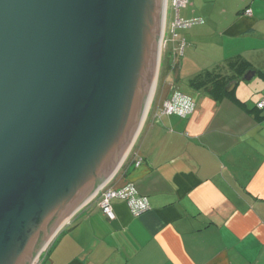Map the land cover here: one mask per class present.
<instances>
[{
	"label": "water",
	"instance_id": "obj_1",
	"mask_svg": "<svg viewBox=\"0 0 264 264\" xmlns=\"http://www.w3.org/2000/svg\"><path fill=\"white\" fill-rule=\"evenodd\" d=\"M165 5L0 0V264H30L121 167L155 75Z\"/></svg>",
	"mask_w": 264,
	"mask_h": 264
},
{
	"label": "crops",
	"instance_id": "obj_2",
	"mask_svg": "<svg viewBox=\"0 0 264 264\" xmlns=\"http://www.w3.org/2000/svg\"><path fill=\"white\" fill-rule=\"evenodd\" d=\"M213 2L216 89H195L197 99L188 93L196 108L181 117L160 113L173 92L163 87L135 150L109 182H133L149 210L135 215L114 199L111 220L95 198L39 264H264V107L257 106L264 99V0ZM194 3L201 14L205 6ZM185 66L168 68L174 89ZM250 70V80H259L240 86Z\"/></svg>",
	"mask_w": 264,
	"mask_h": 264
},
{
	"label": "rangeland",
	"instance_id": "obj_3",
	"mask_svg": "<svg viewBox=\"0 0 264 264\" xmlns=\"http://www.w3.org/2000/svg\"><path fill=\"white\" fill-rule=\"evenodd\" d=\"M189 1L190 4L187 7L181 8L180 17L183 18L184 20H192L194 18L201 17L202 20L200 22H194V24L190 28L189 27L178 28L176 31L177 35L175 36L173 25H174V21L176 20V9L174 7L173 0H166L164 21L162 27V38L163 36L164 38L161 43V52H162V53L160 52L161 60L159 62V68L155 80L154 91L153 94L149 96L151 101L147 109L144 122L141 124L138 133L139 136L136 137L128 155L126 156L122 165H120L121 167L119 168V170L124 166L129 156L135 150V146L139 140L142 129L149 116L151 109H152L151 112L157 110V105L161 101V93L163 87H165L164 90L165 95L167 93V90L171 92L174 89V86L172 84L170 85L169 82L165 81L166 77L169 75L168 68L170 69L171 67H173L176 69V67L179 66L180 62L186 60V66L184 67L183 71H181L182 78L176 79V81L178 87H180L181 90L190 93L194 97V99H197V94L195 89H201L200 86L203 85V83L206 82L211 83L213 81L211 77H213L214 80L216 79V75H215L216 74V2H213V0H197L198 6L200 5L205 6L201 14H199V11H196L197 6L196 3H194V0H189ZM174 48L177 49L179 53L176 58V62L173 64V59L175 57L173 56L174 51L170 53L171 51L169 52V50L170 49L174 50ZM182 49H183V53H182ZM194 60H195V65H192V61ZM252 80L244 79L242 80L240 86H244V85L246 87L251 86V84H253L252 82H256L257 80H259V77H256L255 79L253 78ZM189 81L195 83V87L190 86ZM212 83L210 85H212ZM204 88L206 89V87ZM163 99L164 98H162V102L164 101ZM74 216L75 215L70 217L66 221L65 226L55 236H53L54 238L52 237L53 239L51 238L52 240L48 242L49 244L48 243L46 244L47 247L46 246L44 247L45 248L44 251L37 259L35 264H39L42 261L45 254L48 252L49 248L51 247L52 243L55 241L57 236L63 231V229L73 220Z\"/></svg>",
	"mask_w": 264,
	"mask_h": 264
},
{
	"label": "built area",
	"instance_id": "obj_4",
	"mask_svg": "<svg viewBox=\"0 0 264 264\" xmlns=\"http://www.w3.org/2000/svg\"><path fill=\"white\" fill-rule=\"evenodd\" d=\"M189 0H173L174 7L176 9V20L174 21L173 30L174 35H177V29L181 27H191L194 22H200L201 17L194 18L192 20H184L180 17V10L182 7L186 6ZM251 10H248L250 13ZM173 56V64L176 62V58L178 56V50L174 48ZM183 53V49H182ZM259 108L264 107V99L257 103ZM196 103L193 97L182 91L181 89H175L173 92L167 96L162 102V106L160 109L161 114H175L181 117H187L195 111ZM141 160L136 162L137 165H140ZM107 183L104 185L98 193L95 195V198L98 199V203L106 214V216L113 220L116 218V213L114 211L113 200L114 199H122L127 202L131 211L135 215H140L143 212L149 210L150 208V200L148 196L140 194L136 189L133 182H127L123 186L120 187H111ZM92 199V200H93Z\"/></svg>",
	"mask_w": 264,
	"mask_h": 264
},
{
	"label": "bare ground",
	"instance_id": "obj_5",
	"mask_svg": "<svg viewBox=\"0 0 264 264\" xmlns=\"http://www.w3.org/2000/svg\"><path fill=\"white\" fill-rule=\"evenodd\" d=\"M166 6V5H165ZM161 43H162V34H161V40H160V46H159V54H158V57H157V62H156V71H155V75H154V80L152 81V87H150V91H149V94H148V97L146 99V102H145V108H144V111H143V117L142 119L140 120L139 124L137 125L136 128H134L133 132H132V135H131V138H130V141H129V145L126 147L125 151L123 152V155L121 157V160H120V163L117 165L120 166L123 161L125 160L126 156L128 155L135 139L137 136H139V130H140V127H141V124L144 122V119H145V116H146V113H147V109L150 105V101L151 99L149 98V96H151V94H153V91H154V87H155V80H156V76H157V73H158V68H159V62H160V52H161ZM152 92V93H151ZM93 196H90L87 198L86 201L90 200ZM70 217L67 216L63 219V221L60 223V225L57 226V228L47 237V240H45L41 246L39 247V249L37 250V253L35 255V257L32 259L31 263L30 264H35V262L37 261V259L39 258V253L44 251V247L46 246V244L51 240V238L55 235V233L59 230V228L69 219ZM49 244V243H48ZM47 247V246H46Z\"/></svg>",
	"mask_w": 264,
	"mask_h": 264
},
{
	"label": "trees",
	"instance_id": "obj_6",
	"mask_svg": "<svg viewBox=\"0 0 264 264\" xmlns=\"http://www.w3.org/2000/svg\"><path fill=\"white\" fill-rule=\"evenodd\" d=\"M216 75V74H215ZM211 79H213V81L212 82H214V83H212V85H210L211 83H209V82H206V83H203V85H201L200 87H206V88H214V89H216V79L214 80V78L213 77H211ZM230 82L231 81H229V84H230ZM189 83H190V85L191 86H193V87H195V83H193V82H191V81H189ZM58 237V236H57ZM56 240V239H55ZM55 242V241H54ZM53 242V243H54ZM53 243H52V245H53ZM51 245V246H52ZM51 248V247H50ZM50 248H49V250H50ZM48 250V251H49Z\"/></svg>",
	"mask_w": 264,
	"mask_h": 264
}]
</instances>
